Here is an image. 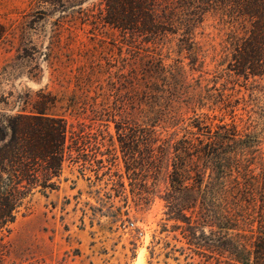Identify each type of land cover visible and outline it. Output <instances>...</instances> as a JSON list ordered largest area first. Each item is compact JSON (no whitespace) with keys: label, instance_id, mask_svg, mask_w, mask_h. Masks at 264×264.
I'll return each mask as SVG.
<instances>
[{"label":"rangeland","instance_id":"obj_1","mask_svg":"<svg viewBox=\"0 0 264 264\" xmlns=\"http://www.w3.org/2000/svg\"><path fill=\"white\" fill-rule=\"evenodd\" d=\"M104 14L102 0H0V112L42 109L82 121L73 130L84 137L83 149L106 165L96 175L65 161L58 187L30 195L0 235V264H215L187 248L178 222L164 214L160 193L167 183L153 187V167L142 157L148 147L157 153L159 142L140 138H181L179 120L192 114L189 107H197L206 88H223L235 119L251 123L264 150V77L225 69L229 24L213 11L193 18L192 46L176 23V32L158 43L130 42ZM145 82L163 87L164 114L152 127L135 122ZM104 109L115 114L118 128L93 114ZM201 111L230 117L223 109ZM133 138L135 161L127 154ZM160 172L166 176L167 167ZM199 230L209 236V227Z\"/></svg>","mask_w":264,"mask_h":264},{"label":"trees","instance_id":"obj_2","mask_svg":"<svg viewBox=\"0 0 264 264\" xmlns=\"http://www.w3.org/2000/svg\"><path fill=\"white\" fill-rule=\"evenodd\" d=\"M102 3L105 23L127 35L130 42L140 39L152 44L168 33H175L172 28L176 23L184 28L189 46L194 45L193 18L213 11L229 24L225 69L245 79L264 77V0H102ZM179 7L187 11V17L178 12ZM194 54L191 65L197 60V51ZM179 87L180 84L174 86L176 94ZM140 88L136 106L140 119L135 122L155 126L164 114L160 108L163 87L145 82ZM200 99L197 107L194 103L189 107L192 114L179 120L186 130L181 138H140L149 145L159 142L157 153L151 147L141 153L153 167L152 185H159L161 179L167 183L160 193L164 214L178 222L175 226L187 248L213 258L215 264H264L262 139L247 119H235L233 104L223 88L216 93L206 88ZM205 106L210 111L223 109L230 115L229 120L223 113L197 112ZM93 114L101 116L102 121H113L118 128L119 121L111 111L94 110ZM82 123L68 122L65 117L42 109L0 112V235L9 230L30 195L58 187L65 161L81 168L88 166L96 175L104 173V160L86 153L82 147L84 137L73 130L80 129ZM119 141L126 153L124 141ZM138 145L139 140L133 138L128 156L140 154ZM166 167L167 174L161 177L160 171ZM205 226L209 227V236L198 231Z\"/></svg>","mask_w":264,"mask_h":264}]
</instances>
